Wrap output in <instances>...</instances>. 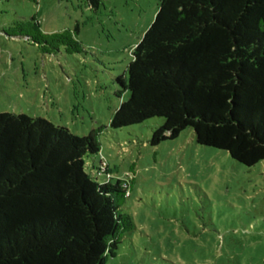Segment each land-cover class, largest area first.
Listing matches in <instances>:
<instances>
[{"label": "trees", "instance_id": "trees-1", "mask_svg": "<svg viewBox=\"0 0 264 264\" xmlns=\"http://www.w3.org/2000/svg\"><path fill=\"white\" fill-rule=\"evenodd\" d=\"M12 25L19 35L11 37L43 53L78 49L67 32H40L34 18ZM116 82L127 98L109 128L160 118L153 147L191 128L196 144L244 166L264 161V0H160ZM103 129L78 137L42 118L0 113V264H106L134 230L122 211L131 173L112 178L102 160L86 170Z\"/></svg>", "mask_w": 264, "mask_h": 264}, {"label": "rangeland", "instance_id": "rangeland-1", "mask_svg": "<svg viewBox=\"0 0 264 264\" xmlns=\"http://www.w3.org/2000/svg\"><path fill=\"white\" fill-rule=\"evenodd\" d=\"M160 0H0V113L42 118L78 137L104 126L99 160L126 180L122 211L135 228L106 264H262L264 161L244 166L227 152L198 145L191 128L153 147L151 118L113 130L131 51L154 20ZM34 18L45 35L69 33L78 43L52 54L14 31ZM34 29L33 31H35Z\"/></svg>", "mask_w": 264, "mask_h": 264}]
</instances>
